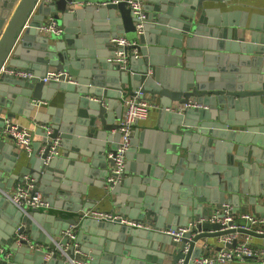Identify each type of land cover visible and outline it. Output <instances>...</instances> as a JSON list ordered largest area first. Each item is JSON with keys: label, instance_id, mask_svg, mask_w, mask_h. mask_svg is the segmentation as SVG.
I'll return each instance as SVG.
<instances>
[{"label": "water", "instance_id": "water-1", "mask_svg": "<svg viewBox=\"0 0 264 264\" xmlns=\"http://www.w3.org/2000/svg\"><path fill=\"white\" fill-rule=\"evenodd\" d=\"M78 1L84 0H0V243L10 251L0 264H195L204 249L199 241L235 232L261 238L264 246V223L258 232L245 228L241 217L264 218V203L250 184V175L264 177V5L255 6L247 24L227 17L240 12L206 7L204 0H147L139 31L126 0ZM50 19L63 27L60 34L40 31ZM119 35L132 43H112ZM95 46L109 51L97 54ZM118 50L127 56L124 68L109 60ZM50 67L72 80L44 82L10 72L24 68L43 77ZM137 89L159 97L168 147L149 150V129L135 131L110 194L121 213L150 228L83 216L89 207L66 204L89 193L98 172L99 179L110 174L122 99ZM59 97L64 108L49 106L32 116L34 99ZM188 102L201 106H184ZM19 117L51 120V131L38 127L41 139L31 152L18 149L6 132L7 121ZM26 175L48 207L23 210L4 194ZM205 203L207 216L229 203L240 218L227 225L205 221L180 241L161 231L187 225ZM52 205L62 211L51 212ZM70 208L75 213L68 214ZM70 227L73 238L63 235ZM17 229L26 238L17 240ZM54 242L67 247L70 260L60 249L45 258ZM36 243L46 246H31Z\"/></svg>", "mask_w": 264, "mask_h": 264}, {"label": "built area", "instance_id": "built-area-1", "mask_svg": "<svg viewBox=\"0 0 264 264\" xmlns=\"http://www.w3.org/2000/svg\"><path fill=\"white\" fill-rule=\"evenodd\" d=\"M50 1V0H47ZM119 0H112V2H117ZM80 4H96L100 5V3H108V1L100 2V0H84L78 1ZM128 6L131 8L133 14L136 16V28L137 30L142 29L143 21L146 18V12L144 9L145 0H126ZM63 30V27L59 25V23L50 19L47 23L43 24L40 27V31L46 34H60ZM112 43H116L119 47H123L131 44V40H129L125 35H119L115 38L111 39ZM109 60L117 62L120 64L121 68H124L127 62V56L125 55L124 50H118L116 54L109 58ZM18 77L23 78H38L42 79L44 82H48L50 80H61V79H70L72 77L63 70H57L56 68H50L46 72L43 77L35 74L33 70L18 68L10 71ZM36 105L47 104L46 100L43 99H34L33 101ZM122 114L119 119V127L117 131L120 133V143L116 149L115 153L110 152L109 156L114 159V165L111 168L110 174L106 177L105 180V189L110 190L112 186L117 182L119 176L123 170L126 152L130 147V141L135 133L136 124L144 120L148 117L149 112L152 108L160 107L152 97H149L147 94L143 93L141 90L137 89L132 93H128L122 99ZM184 106H201L200 104L188 102L185 103ZM170 109V108H169ZM51 126L46 125L45 130L51 131ZM6 132H10L14 139L15 144L18 149H22L26 152H31L33 150V132L27 127L19 126L18 123L7 121ZM58 141L55 140L51 149V154L55 153V147ZM4 194L10 199L16 206L23 210L35 209L39 207H48L49 203L42 195V193L37 189L36 183L32 177L26 175L23 179L18 181L13 188L9 190H4ZM223 214L220 216L219 214ZM93 216L98 219L108 220L112 222H120L123 224H128L131 226L137 227H147L150 226L148 223H144L141 221H135L128 216L124 215L118 211H102V210H87L83 213V216ZM242 218H245L247 221V225L245 228L253 229L258 232L263 231V223L264 218L255 216L252 213H244L241 215ZM235 215L233 214V206L229 203L222 204L219 208L215 209V211L206 217L193 218L189 220L188 224L185 226L178 227L176 229H161V231L168 233L174 237L176 241H180L182 235L187 231H192L197 228L198 224H201L205 221L211 222H221L223 225H227L229 221L234 220ZM229 227H237L234 223L229 225ZM17 240L20 238H26L25 234H21L16 230ZM63 235H70L71 238L74 237L72 227L68 228L63 232ZM194 233L193 235H195ZM252 235L243 234L239 232L229 233L226 235H222L219 237L220 241L223 243L222 247L215 254L201 255L194 259L195 264H215L218 261L224 260H249L254 259L258 262V264H264V247L257 248L254 247L251 243ZM235 239H237V243L234 247H228L225 245L226 243H232ZM32 247L35 248H43L46 245L42 243L32 244ZM49 250L45 253V258L48 260L52 257L54 252L57 249H60L61 256H68L66 254V246L62 245L60 242H54L52 245L48 246ZM188 246L185 248V252H187ZM10 255V251L5 248L2 244H0V259L8 258ZM67 260V259H66ZM68 260L70 257L68 256ZM72 263H80L75 259L70 260ZM177 264H183V259L180 260Z\"/></svg>", "mask_w": 264, "mask_h": 264}, {"label": "crops", "instance_id": "crops-1", "mask_svg": "<svg viewBox=\"0 0 264 264\" xmlns=\"http://www.w3.org/2000/svg\"><path fill=\"white\" fill-rule=\"evenodd\" d=\"M147 1V0H145ZM204 6L206 7H211V8H218L220 9L222 12H229L227 14H232V12H240L239 14H232L231 16L228 15V19L230 18H235L237 19L239 22H243L245 21L247 24L250 21V14L252 12H256L258 11V9L255 7L256 5H264V0H204ZM244 10H246L248 12V14L245 15L244 17ZM222 18V17H221ZM105 48V47H103ZM103 48L100 49V47H96V53L98 52V50H103ZM106 51H109V48L106 47L105 48ZM98 54V53H97ZM96 58H98L96 56ZM52 68V67H50ZM130 88V87H128ZM60 91H57V94H59ZM149 97H151V95L148 94ZM154 99V98H153ZM47 101V104H43V105H37L32 111L31 114L32 116H34V114L37 111H42V112H46V109L49 106H54V107H63L64 108V98L59 97L56 100L54 99H43ZM158 104H160L161 106V102L159 97H157V99H154ZM71 104H73L72 102H70ZM158 115H159V107H155L152 108L149 112V115L146 119L139 121L136 126H135V131L136 132H140L143 130H147L149 129V132L147 133L146 136V147L150 150H158L159 152L161 150H165L167 149L168 145H166L169 141V137L166 135L165 137L162 136V129L159 126V121H158ZM14 122L21 124L23 127H27L28 129H30L33 132V141L34 143L38 140L41 139V135L37 133V129L38 127H41L42 129L45 130V126L49 125L52 126L51 120L49 121V123H45V122H40V121H35L32 118L29 119H22V117H19V119H15L13 120ZM135 132V133H136ZM135 135V134H134ZM151 150V151H152ZM154 152V151H152ZM155 153V152H154ZM222 154V153H221ZM89 161H92V157L89 156L88 157ZM99 171L101 170V172H103V168L99 167L98 169ZM99 177L97 180L98 184H91L88 187V192L87 194H82L81 197L78 200H72L69 201L68 203H66L68 206H73V204L75 206H79L81 207L83 205V207H89L88 210H102V211H118L120 212V209L115 207L114 200H115V196L111 195V189L110 190H106L105 189V180H106V176L104 179H99L100 176H103V173L100 174V172H98ZM254 175H250V177H252L253 179L250 180V184L252 186V190L254 195H256L257 199L259 202L264 203V177L260 176V175H256L255 179H254ZM21 179H16L13 181L12 185L10 183L9 187H7L6 190H9L11 188H13V186L20 181ZM101 180V181H100ZM104 180V181H102ZM7 183V181H6ZM6 188V187H5ZM42 193V192H41ZM111 195V196H110ZM252 195V193L247 194V196ZM109 196L110 199L107 197ZM72 197L74 198V196L72 195ZM55 202V201H54ZM93 204V205H91ZM208 203H205V205L203 206V208L201 207V211H200V215L194 216L195 218H199V217H206L207 216V211H206V206H208ZM56 205H52L50 206V211L54 212V213H59L62 210H60L59 208L55 207ZM233 206V205H232ZM241 208H246L243 206V202L241 204ZM71 208L69 209V212H67L68 214H72L75 213L73 211H70ZM68 211V210H67ZM248 211H251V208L248 207ZM126 216H128L127 213H124ZM129 217V216H128ZM194 217H190L189 220L193 219ZM235 218L238 221V219L240 218V214H235ZM151 226H148V228H150ZM144 228H147L146 226ZM220 238H209L207 239L208 242L205 241V243L201 240L198 242L199 245L203 246V253L202 255H208V254H215L217 253V251L219 250V247H222L223 243L219 240ZM251 243L254 247L257 248H261L264 247L263 246V242L261 238L258 237H252L251 239ZM1 244V243H0ZM163 245L160 243V245H158V248L162 247ZM168 248V247H167ZM172 248V247H170ZM215 264H258L257 261H255L254 259H247V260H239V259H232V260H224V261H218Z\"/></svg>", "mask_w": 264, "mask_h": 264}]
</instances>
